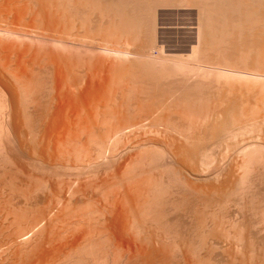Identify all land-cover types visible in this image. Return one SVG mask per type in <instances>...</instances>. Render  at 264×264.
I'll use <instances>...</instances> for the list:
<instances>
[{
  "label": "bare ground",
  "instance_id": "obj_1",
  "mask_svg": "<svg viewBox=\"0 0 264 264\" xmlns=\"http://www.w3.org/2000/svg\"><path fill=\"white\" fill-rule=\"evenodd\" d=\"M158 5H166V8L178 5L196 9L200 32L197 45L191 46L189 41V46H179L177 49L179 53L182 51V54H163L164 57H169V64L161 60L159 63V60L154 58L155 61L149 59L150 62L154 61L153 64L144 59L149 64L146 65L143 63L144 57L139 58V61V56H135L134 61V55L130 56L133 58L132 63L125 64L131 61L128 54L125 55L127 58L123 54L130 52V43L137 46L131 50L135 54L145 53L143 46L146 50L149 44L152 47L157 44L159 33L154 23L158 21L156 14L153 18V12ZM0 13L2 17H8L9 21L18 17V21L13 19V25L22 21L31 24L26 26H31L27 29L23 28L22 22L19 23L21 29L17 25L16 29L15 25V28L11 26L12 20L8 22L9 25L4 17L7 25H3L4 21L1 25L0 21V164L6 165H0V168L9 166L14 170L13 175L9 169L6 170V175L10 172L13 177L9 178L3 173L0 177H5L4 180L12 178L10 181L7 179V182L12 183L14 190L15 185L19 188L25 185L24 188L29 191L32 189L33 193L28 191V197L26 196L23 202L30 204V207L37 206L38 213L33 219V214L29 217L32 219L29 223L27 210L21 212L22 214L18 212L19 217L16 216V219L27 218L29 225H19L20 228L16 225L18 233L13 234L16 231H12L13 235L10 236V241L16 247L12 246L16 249L15 254L10 256L12 262L0 261V264L49 262L53 255L61 251L63 254L64 249L80 241H87V237L91 239L86 244L76 246L79 249L68 255L65 264L110 263L117 251L115 249L114 254L111 253L114 248L112 243L118 238L122 244V237L133 238L138 244L143 242L137 245L133 252L126 246L129 253L126 250V254H119L123 256L120 257L123 258L124 261L121 262L124 264H170L175 257L172 252H177L176 248L181 247L184 261H179H183V264H221V256L223 257L227 248L233 251L235 249L239 253L245 248L248 251L249 248L252 249L250 251L256 249V252L260 251V259L264 258V247L261 248L262 244L258 245L264 238V203L261 204L262 214L253 213L254 216H260L258 223L253 222L249 218L250 215H246L247 220L244 219V214L243 220L240 213L246 209L241 210L243 200L251 199L253 203L256 193L264 195V0H0ZM9 16L13 18L9 19ZM77 23L84 27L86 34L80 28L84 37H77L83 36L78 33V29L77 36L74 35ZM101 34L104 36L103 40L100 38ZM145 42L148 45H144ZM114 45L124 48L117 47V51L128 50L121 51V56L119 52L113 51ZM188 51V54H184ZM96 55H99V59L93 62ZM114 55L121 58V61L125 60V63H120L118 59V64ZM111 56L116 58L117 65L112 64L114 62L106 64ZM82 60L88 63L86 68L80 67ZM156 64L158 68L155 67ZM163 64L168 65L163 67ZM180 105L183 107L182 111L179 110ZM184 109L187 114H184ZM108 125L111 126L114 136L109 132L106 136H111L109 139L113 136L115 139L112 138L113 142H109L110 147L106 146L108 142L105 140L100 141L101 136H97V130L94 128L95 134H90L91 131L87 133L88 136L90 134L88 140L90 145L91 142H96L95 144L100 146L99 149L96 147L98 150L92 149L95 145L92 148L89 146L92 150L85 148L87 151L83 157L84 154H79L82 151L75 149V153H72L79 155L73 158H78L80 164L75 159L76 164L72 161L74 165H71L59 157L65 153L67 156L68 152L70 154L73 150L70 145L74 146L75 143V146H79L80 143H85L79 139L85 130L98 127V130L101 128L102 131V128ZM111 130L109 131L112 132ZM143 132L145 136L161 135L167 140V148H158L159 145L157 147L152 142V145L148 142L150 146H143L144 148L141 147L142 143L132 146L130 136ZM214 141L221 143L218 146L226 145L227 150L235 151L243 141H248L249 145L244 142L242 145L248 147L245 148L244 145L242 148L240 145L242 149L238 151L242 154L238 151L237 153L242 155H239L241 159L239 156H233L235 151L232 152L231 156L236 157L235 160L224 146L226 155L230 158L223 159L226 157L224 154L220 157L222 161L218 159L221 163L218 161L216 168L211 164L214 155H210L208 148L209 143ZM211 153L214 154L213 150ZM70 155L69 159H73ZM79 157L82 160L87 157L88 162L86 159L82 164ZM85 163L89 164L84 165ZM104 167H111L115 176L123 173L125 181L118 182L120 186L116 185L117 192L111 190L115 193L114 196L113 193L101 192L105 195L107 204L101 207V211L92 212L93 219L98 213L96 220L102 230L99 229V233L95 235L103 245L98 242L96 246L97 237L89 229L88 232L86 228L82 229L86 226L83 222L87 223L84 220L88 216L74 223L79 224L78 227L82 225L81 228H74V231L65 229L55 232L51 229V225L56 223L55 218L60 216L56 213V208L60 207L57 208L58 212L64 208L69 209L71 206L69 207L68 201L72 204L71 200L74 201L80 194L77 188H71L75 183L78 184L77 180L72 181L71 185L68 179L71 181L73 177L83 175L81 172L87 170V175L89 170L97 175L96 173ZM40 172L41 174L37 175ZM34 179L36 186L32 185ZM65 185L70 187L67 193L63 191ZM24 188L22 193L26 194ZM18 189L16 187L17 191ZM10 191L12 192V189ZM23 195H20L21 199H24ZM10 198L13 197L9 194L7 200ZM14 199L12 200L16 202ZM200 204L205 205V208L201 206L205 210L209 208V204L214 207L217 204L219 209L209 205L217 210L212 209V217L208 219L211 208L206 210L207 213ZM252 205L250 204L251 207L255 206ZM20 208L23 209L21 206L17 209ZM252 209L250 208V211ZM65 214L68 216L67 212ZM10 215L11 213L7 212L3 216L4 221L0 220V237L7 229L4 224ZM16 219H13L15 224ZM18 221L19 224L22 222ZM227 224L228 229L225 226ZM60 225L65 226V223ZM47 227H50V232L44 236ZM29 228L32 232L34 230L33 234L30 230L27 231ZM6 241L8 245L9 240ZM123 241L125 243V240ZM130 242L131 240L127 244ZM118 244L117 249L121 247ZM171 248H175V251ZM11 250H8V255ZM100 251L104 255H99ZM5 253L3 254L6 255ZM170 253L171 259L168 258ZM214 254L220 258L217 259ZM250 254L249 252L251 257L253 253ZM254 254L256 255L255 252ZM195 255L199 257L198 263L193 259ZM119 256L115 261L119 260ZM215 257L217 261H214ZM253 257L255 256L251 258ZM246 258L248 259L247 256ZM168 260L172 261L169 263ZM263 260H260L261 264L264 263ZM242 261L245 262V259ZM114 263L119 264V261Z\"/></svg>",
  "mask_w": 264,
  "mask_h": 264
},
{
  "label": "rangeland",
  "instance_id": "obj_2",
  "mask_svg": "<svg viewBox=\"0 0 264 264\" xmlns=\"http://www.w3.org/2000/svg\"><path fill=\"white\" fill-rule=\"evenodd\" d=\"M158 6H159V5H158ZM158 6H157V7H158ZM168 6H169V5H168ZM157 7L155 8V12H153V18H154V14H156L155 16L158 17V18L156 17V21H158V22L154 23V24H156L155 26H157V27H155V28H156L157 32L159 33V34H157V38H158L157 41H158V42H156V43H157L156 45H153V44H152L154 47H152V46L149 44L154 50H153L152 48H151V49L149 48L150 46H149L148 44H146L147 42L143 43L144 45H148V46H146V48H147L146 50H145V46H143V48H144L143 51H145L146 54H145V53H142V54H135V53L131 52V50L133 51V50L135 49V48H133V47H137L135 44H133L134 46L131 45L132 43H130V45H129V49L131 48V49H130V52L127 51L126 53H123V52L126 51V50H128V49H126V50H121V49H124V48L117 46L118 49L121 48L120 51H117L118 49H117V47L114 45L113 47H115V48H114L113 51H117V52H119L120 55H121V53H123L124 56L128 54L127 56L130 58L131 61H127V62L125 63V62H124V61H125L124 59H123L124 61H121V60H122L121 58L116 57V56L114 55V56L117 58V61H116V58H114L113 56H111V58L108 57V58L111 59V60L108 59V62H107L106 64H108V63L110 64V62H111V63L114 62V63H112V64H116V65H117V63L119 64L120 61H121L120 63L123 62V63H125V64L132 63L133 58L130 57V56H132V55H134L133 57H135V56H139V57H138V60H139V58H141V57L143 58V57H144V58H143V63H146V65H149L148 62H147V60L149 61V63H151L152 61L150 62V60H152V59H154V58L156 59V61L159 60V63H160V60H161V61H163L164 63L167 61L168 64H169V61H168L169 57H164V55H166V56H171V55H174V54L176 55V54H178V53L180 52L179 50H177V49H179V46H184V47H185V46H189V45L192 46V45L198 43V40H197V39H199V37H198L199 34H198V33H200V32H198V30H199L198 26H199V25H198V23H197V22H198V20H197L198 18H197V13H196L197 11L195 12L196 9H194V8H192V7H188V8H187V6H178V5H177V6L174 5V7H173V6H172V7L169 6L170 9H169L168 7H167V8H168V9H167V8H166V5H165V6H164V5H163V6H159L160 8H158V9H157ZM184 7H185V8H184ZM171 8H172V9H171ZM181 8H182V9H181ZM165 9H166V10H165ZM190 9H191V10H190ZM164 10H165V11H164ZM156 11H157V12H156ZM172 11H173V12H172ZM191 11H192V12H191ZM162 12H164V13L162 14ZM177 12H178V13H177ZM181 12H182V13H181ZM185 12H186V13H185ZM187 12H188V13H187ZM170 13H171V14H170ZM194 13H195V14H194ZM175 14H176V15H175ZM188 14H189L190 16H189ZM192 14H193V15H192ZM0 15H1V13H0ZM11 15H12V16H15V15H13V14H11ZM168 15H169V16H168ZM174 15H175V16H174ZM194 15H195V16H194ZM4 16H5V15H4ZM4 16H3V17H4ZM3 17H2V15H1L0 18L3 19ZM10 17H11V16H9V19L13 18V17H11V18H10ZM16 17H17V16H16ZM4 18H5V17H4ZM17 18H18V17H17ZM17 18H15V19L13 18V19L16 21ZM169 18H170V19H169ZM5 19H7V23L10 22L11 20L13 21V19H11V20L9 21V20H8V17H6ZM5 19L0 20V21H1V25H2V22H3V21H4V22H3V25H7V24H5V22H6ZM166 19H167V20H166ZM195 19H196V21H195ZM154 20H155V19H154ZM172 20H173V21H172ZM17 21H18V19H17ZM22 22H23V21H22ZM22 22H19V23H22ZM195 22H196V23H195ZM10 23H11V26H12V25H13L12 23H14V21H13V22H10ZM10 23H8V25H9ZM16 23H18V22H15L14 25H15V26L17 25L18 28L21 29L19 23H18V24H16ZM23 23H24V24H23V25H24L23 28H25L26 26H29V24H30L29 22H28L29 24H27V22H25V21H24ZM171 23H172V24H171ZM77 24H78V23H77ZM77 24H76V25H77ZM14 25H13L12 27L15 28ZM30 25H31V24H30ZM76 25H75V27H77V28L75 29V30H76V31H75V34H74V31L72 30V31H73L72 33H73L74 35H76V34H78V33H79V34H83V33L86 34V32L84 31L85 29H83L84 27H81L80 23H79L77 26H76ZM79 25H80V26H79ZM17 26H16V29H18ZM21 26H22V25H21ZM30 27H31V26H30ZM30 27H26V28L28 29V28H30ZM174 27H175V28H174ZM80 28H81V30L83 29V30H82L83 33H82V31L80 30ZM77 29H78L79 31H78ZM77 31H78V33H77ZM175 31H176V32H175ZM171 32H172V33H171ZM84 34H83V36H80V35H78V36L76 35V36H77V37H84ZM93 34H94V33H93ZM96 34H97V33H96ZM96 34H95V35H96ZM98 34H99V33H98ZM98 34H97V35H98ZM160 34H161V35H160ZM99 35H100V34H99ZM158 35H159V36H158ZM189 35H190V36H189ZM93 36H94V35H93ZM93 36H92V37H93ZM102 36H103V34H101V36H100L101 40H103V39H102ZM163 36H164V38H163ZM95 37L98 38V39H100V38L97 37V36H95ZM103 37H104V36H103ZM185 38H186V39H185ZM195 39H196L197 41H196ZM187 40H188V42H186ZM193 40H194V42H193ZM97 41L102 42V41H100V40H97ZM164 41H165L166 43H165ZM189 41H190V44H189ZM195 41H196V42H195ZM191 42H193V44H192ZM98 44H100V43H98ZM188 44H189V45H188ZM175 45H176V46H175ZM196 45H197V44H196ZM130 46H131V47H130ZM155 46H156L157 48H155ZM162 46H163V47H162ZM165 46H166V47H165ZM191 46H190V47H191ZM109 47H110V45H109ZM110 48H111V47H110ZM148 48H149L150 50H149ZM173 48H174V49H173ZM180 48H182V47H180ZM112 49H113V48H112ZM116 49H117V50H116ZM162 49H164V50H162ZM167 49H168V50H167ZM169 49H170V50H169ZM121 51H123V52H121ZM149 51H150V52H149ZM162 51H163V52H162ZM164 51H165V52H164ZM176 51H177V52H176ZM161 52H162V53H161ZM189 52H190V51H188V52H184V54H186V53L188 54ZM147 53H150V54H147ZM160 53L162 54V56L160 55ZM171 53H172V54H171ZM123 54H122L121 56H123ZM163 54H164V55H163ZM170 54H171V55H170ZM179 54H182V51H181V53H179ZM143 55H144V56H143ZM98 56H99V55H98ZM98 56L96 55V56L94 57L93 62H95L96 60L99 59ZM146 56H147V57H146ZM125 57H126V56H125ZM160 57H161V58H160ZM97 58H98V59H97ZM126 58H127V57H126ZM129 58H128V60H129ZM163 58H164V59H163ZM105 59H107V57H105ZM113 59H114V60H113ZM118 59H119V60L121 59V60L119 61ZM135 59H136V57L134 58V61H135ZM144 59H147L146 62L144 61ZM149 59H150V60H149ZM155 59H154V61H155ZM157 59H158V60H157ZM115 61H116L117 63H115ZM139 61H140V60H139ZM154 61H153V62H154ZM153 62H152V64H153ZM167 62H166V63H167ZM156 63L158 64V62H156ZM87 64H88V63L86 62V60H85V61L82 60V61H81V66H80V67L83 68V67L85 66L84 68H86V66H88ZM152 64H151V65H152ZM157 64H156L155 67L158 68V65H160V64H158V65H157ZM161 64H162V62H161ZM168 64H163V67H164V65L167 66ZM153 66H154V65H153ZM159 67H160V66H159ZM161 67H162V66H161ZM82 68H81V69H82ZM181 107H182V106L180 105L179 110L182 111V108H183V107H182V108H181ZM181 111H180V112H181ZM184 112H185L184 114H187V111H185V109H184ZM108 126H109V125H108ZM108 126H106L107 128H106V127H103L104 129L102 128V131H103V132L100 131L101 128H99V130H98V127H97V129H96V127H93L91 130H89V129H88V131L85 130V132L83 133V135H82V133H80V135H82V136H80V137H82V138L79 137V139L81 140V142H85L84 144H86V145L84 146V144L80 143V142H79L80 140L77 139L78 142L80 143V145H79V146L76 145L77 147L75 146V143H74V146H72L73 144L70 145V147H72L73 150L71 151V148L69 147V150L71 151V152H70L71 155L69 154V152H68L67 154L70 155V157L72 156V158H73V157H75V156L78 154V153H77V154H74V153H75V149L78 150V148H79V150L82 151V152L79 151V152H80L79 154H82V155H83L84 152L88 150L87 147H89V146L92 148V146L95 145V146H93L94 148H92L93 150H94V149L96 150L98 147L100 148L99 145L97 146V145L95 144L96 142H91V141H90V142H91V145H90V143H89V140H88V139H89V136H90V134H92V132H94V130H95V131L97 130V132H96V134L98 133L97 136H98V135L101 136V137L98 136L99 138H101L100 141H102V140L104 141V140H105V142H108V143H109V142H113V141H111V139L113 138L114 133H113V131L110 129L111 126H109V127H108ZM99 127H101V126H99ZM94 128H95V129H94ZM105 128H106V129H105ZM108 128H109V129H108ZM93 129H94V130H93ZM109 130H111L112 132H110ZM89 131H91V132H90V134H89V136H88L87 133H89ZM98 131H100V132H98ZM107 132H109V133H111V134L113 133V134H112L113 136H112L111 139H109L111 136H110L109 138L107 137V136L109 135ZM100 133H101V135H100ZM106 133H107L108 135H107ZM141 133H142V132H141ZM94 134H95V132H94ZM111 134H110V135H111ZM149 134H150V133H149ZM104 135H105V137H104ZM106 135H107V136H106ZM130 135H131V134H130ZM139 135H140V136H139ZM151 135H152V136H151ZM87 136H88V137H87ZM135 136H136V137H135ZM144 136H145V135H144V132H143V134H137V135L134 134V135H131L130 138H132L133 140L131 139V140H130V143L132 144V146H133L134 144H136V143H137V144H138V143H139V144L142 143V144H141V145H142L141 147H143V146H144V147H146V146H150V145H152V144H150L151 142H152L154 145L156 144V146L159 145V147L157 146L158 148H160V147H161V148H164V147L167 148V146H168V145H167V140L164 139V137H162L161 135L156 136V135L150 134V135L148 136V134H147V135H146L147 137H146V136L144 137ZM160 136H161L162 138H161ZM83 137H84V138H83ZM95 137H96V136H95ZM98 137H96V138H98ZM106 137H107V139H106ZM133 137H135L136 139L133 138ZM85 138H86V139H85ZM103 138H104V139H103ZM130 138H129V139H130ZM139 138H140V139H139ZM157 138H158V139H157ZM84 139H85V141H84ZM108 139H109L110 141H109ZM150 139H151V140H150ZM163 139H164L165 141H164ZM107 140H108V141H107ZM112 140H115V139L113 138ZM127 140H128V139H127ZM143 140H146V141L144 142ZM131 141H134V142H131ZM139 141H140V142H139ZM148 142H149L150 145L148 144ZM243 142H244V141H243ZM243 142H242V144H243ZM247 142H248V141H247ZM247 142H244V143H246V145H249V144H247ZM108 143H106V146L108 145V147H110L111 145H110V143H109V144H108ZM158 143H159V144H158ZM214 143H215V144H214ZM81 144H82V145H81ZM111 144H112V143H111ZM137 144H136V145H137ZM218 144L221 145V143H217V141H214V142L209 143V145H210L211 147H210L209 145H207V146H209L208 148L210 149V155H211V154H212V156L214 155L212 158L215 159V160H213V159L211 158V156H210V158H211V164H212V165H215V166H216V165L218 166L219 162L222 161V160H221L222 158H220V157H222L224 154L226 155V153H227V152H225V150H224V148H223V147L225 146V149H226V145L222 144V145H224V146L221 147V146L219 145V146H220V147H219ZM239 144H240V142H239ZM242 144H240V145L242 146V148H244V147H245V148L248 147V146H246L245 144H244L245 146L242 145ZM109 145H110V146H109ZM136 145H135V146H136ZM212 145L214 146V148H212V147H213ZM215 145H217V147H215ZM232 145L234 146L235 144H232ZM232 145H231V146H232ZM240 145H239V149H242V148L240 147ZM11 146H12V145H11ZM82 146H83L84 148H83ZM139 146H140V145H139ZM139 146H138V147H139ZM231 146H230V148H233V147H231ZM235 146H236V145H235ZM243 146H244V147H243ZM90 147H89V148H90ZM96 147H97V148H96ZM144 147H143V148H144ZM237 147H238V145H237ZM237 147H235V148H237ZM80 148H81V149H80ZM85 148H86L87 150H85ZM91 148H90V149H91ZM99 148H98V149H99ZM215 148H216V149H215ZM221 148H222V149H221ZM230 148H228V149H230ZM29 149H31V148L29 147ZM82 149H84V151H83ZM92 149H91V150H92ZM98 149H97V150H98ZM106 149H107V148H106ZM138 149H139V148H138ZM147 149H148V148H147ZM214 149H215V150H214ZM239 149H237V151H238ZM31 150H32V149H31ZM31 150H29V152H30ZM212 150H213L214 154L211 153ZM221 150H222V151H221ZM223 150H224V153H223ZM231 150H232V149H231ZM231 150H227V149H226V151H228V152L230 151V152H231V153L229 154L230 156H231L233 153H234L233 156H234V155H235L236 157L239 156V155L242 156V155H241V154H242L241 151H238V153H239V152L241 153V154L238 155V153H237V151H235V149H233L232 151H231ZM233 151H235L237 154H236L235 152H233ZM72 152H74V153H72ZM136 152H138V151H136ZM136 152H134V154H135ZM221 152H222V154H221ZM232 152H233V153H232ZM31 153H32V152H31ZM85 153H86V152H85ZM215 153H216V154H215ZM79 154H78V155H79ZM0 155H1V154H0ZM64 155L66 156V153H65ZM64 155L62 154V156H59L60 158L62 157V158H61L62 161H64V162L67 161L68 164L71 163V165H74V163H75L74 161H75V159H76V162H78V164H80V162L78 161V158H75V159H74V158H73V159L70 158V159H71V160H70L68 155L66 156V158H65ZM82 155H80V156L82 157ZM227 155H228V154H227ZM227 155H226V157L224 156L223 159H225V158H227V157L230 158V156H227ZM84 156H85V154L83 155V157H84ZM233 156H231V158H232ZM240 156H239V157H240ZM0 157H1V156H0ZM81 157H79V158H80V161L82 160ZM236 157H234V158H232V159L235 160ZM86 159H87V157H86L85 159H83V160H86ZM218 159H219L220 161H219ZM237 159H238V158H237ZM240 159H241V157H240ZM68 160H70V162H69ZM83 160H82V162H81L82 164H83ZM99 160H101V159H99ZM225 160H226V159H225ZM72 161H73L74 163H73ZM218 161H219V162H218ZM86 162H88V159L86 160ZM217 162H218V164H217ZM220 163H221V162H220ZM75 164H76V163H75ZM78 164H77V165H78ZM87 164H89V163H85L84 165H87ZM0 165H4V164H0ZM212 165H211V166H212ZM4 166H6V165H4ZM4 166H2V167H4ZM217 166H216V168H217ZM0 167H1V166H0ZM8 167H9V166H8ZM8 167H5V169L0 168V175H1V176H2V173H3V175H4V174H5V175L8 174L7 171H6L7 169H9V170L12 172L11 174L13 175L14 170L12 171L11 167H9V168H8ZM112 168H113V166H112ZM112 168H111V167L109 168L110 171H111V172H110L109 169H106V168L104 167V168H102L98 173H96L97 175L92 174V172H91L90 170H89V173H88V175H87V173H86V172H88V170H87V171L81 172L83 175L79 174L78 177L81 176V177H79V178L76 176L75 178L73 177V179H72L71 181L68 179V181L71 182V185H73V182H72V181H74V180L76 181V180H77L76 182H77L78 184L75 183L76 185L74 184L73 187H71V188H72V189H76V188H77V189L79 190V193H80V194L78 193L79 195H77L76 198L74 197V198L76 199V200L74 199L75 202H74L73 200H71V201H72V204H73V202H74L75 205H74V204L72 205V204L68 201V205H69V207L71 206L69 209H65V208H64V209H62L60 212H58L59 210L57 211V208L60 209V207L58 206V207L56 208V213L60 214V216L58 215V217H59V218L61 217V218H60V219L57 218V217L55 218V220L57 219V220L55 221L56 223H53V224L51 225V229L55 230V232H56V231H57V232H59V231H64L65 229H66V230H70V229H71V230L74 231V228L78 227V225H79V224H77V223H76L77 225L74 224V223L77 222V220H79V219H81V218H83V217L85 218L86 216H88V217H86V219L84 220V221H86L87 223L83 222L86 226L83 225L84 227H82V225H81V226L78 227V228H81V227H82L83 230L86 228V231L89 229V230L93 233V235L97 237V239H96V243H95L96 246H97V243L100 242V240L98 239V236L95 235V234H96V233H97V234L99 233V231H98L99 229L102 230V226H101L100 223L96 220V217H98V213L96 214L95 219H93L94 216H93V218H92V212H93V211H96V212H97V210H100V211H101V207H103V206H105V205L107 204V203H106V198L104 197L105 195L103 196L102 193L105 192L106 194H108L107 192H109V194L113 193L112 196H114V195H115V193H114L115 191H114V190H116V192H117V190H118V189H117L118 186H116V185H119V183H120L119 181H120V180H121V181H125V179H123V178H125V176L123 177V173H122V175H120V176H115V175L112 174V173L114 172V170H111ZM213 168L215 169L214 166H213ZM4 170H5V171H4ZM106 170H107V171H106ZM260 170H261V169H260ZM5 172H6V173H5ZM107 172H108V173H107ZM85 173H86V175H85ZM90 173H91L92 176H91V175L89 176ZM114 173H115V172H114ZM11 174H10V172H9V175H6V176H7V177H9V176L11 177V176H12ZM40 174H41V172H40V173H37V175H40ZM106 174H107V175H106ZM93 175H94L95 177H94ZM19 176H22V175H19ZM83 176H84V177H83ZM86 176H88V177H86ZM96 176H97V177H96ZM98 176H100V177H98ZM10 177H9V178H10ZM12 177H13V176H12ZM108 177H109V178H108ZM111 177H112V178H111ZM117 177H118V178H117ZM0 178H1V177H0ZM3 178L5 179V177H2V178L0 179V185H1V187H0V192H2L3 189H4V191H5V190H6V191H5V192L3 191V192L1 193L2 195L0 194V198L4 195V196L2 197V199H1L2 201L0 200V201H1V203H0V206H1V207H0V218H1V219H0V220H1V221H2V220L4 221L3 216H4L5 214H7V212H8V213H11V215L9 216V219H8L7 221H9L10 219H11V220L9 221V223H8L7 221H5L4 228L6 227V228H7V229H6L7 231L5 230L6 234H5V232H4L3 234H1V237H0V253H1V255H2L4 252L7 253V254L5 253L6 255H4V254H3L2 256L0 255V257H1V258H0V261H3V262L5 261L6 263H9V262H12V261H10V260H11V257H10V256H11V255H14V254H15V251H16V249H14V248H16L15 245L13 244L12 241H10V240H11L10 236H11V234H12V231H16V230L18 229L17 226H19V225H22L23 227L29 225L30 221L34 218V216L36 217L38 213H37V206L32 205V206H34V207H30V204H27V205H26V204H24L25 202H23V200H25L27 194H29V193H30V194L33 193V192H32V189L30 190V191H31V192H30L29 189L24 188V187H26V186L24 185V186H23V188H24V192H26V194H24V193H22V192H23V188H19L18 185H17V186H16V185H15V186L13 185L14 188H15V190H14V189L12 188V186H11L12 183H8V182H7L9 179L6 178V180H4ZM91 178H92V179H91ZM97 178H98V179H97ZM113 178H115V179H113ZM7 179H8V180H7ZM11 179H12V178H11ZM11 179H10V180H11ZM84 179H86L87 181H86V180L83 181ZM116 179H117V180H116ZM118 179H119V180H118ZM122 179H123V180H122ZM3 180L6 182L7 185L5 184V182H3ZM10 180H9V181H10ZM78 180H79V181H78ZM80 180H81V181H80ZM96 180H97V181H96ZM103 180H104V181H103ZM115 180H116V181H115ZM30 181H33V180H30ZM34 181H35V182H33L34 184L32 183V185H33V186H36V185H35L36 180L34 179ZM75 181H74V182H75ZM13 182H14V181H13ZM16 182L18 183L19 181L16 180ZM69 182H67V185L69 184ZM103 182H104V183H103ZM118 182H119V183H118ZM79 183H80V184H79ZM89 183H90V184H89ZM92 183H93V184H92ZM115 183H116V184H115ZM117 183H118V184H117ZM8 184H9V185H8ZM30 184H31V183H30ZM4 185H6V186L3 187ZM32 185H31V186H32ZM67 185H65L66 188L63 187V189H65V190H63L65 193H67V192H68V189L70 188V187L68 188ZM77 185H78V186H77ZM98 185H99V186H98ZM9 186H11V188H10ZM69 186H70V185H69ZM74 186H76V187L74 188ZM90 186H91L92 188H91ZM113 186H115V187H113ZM119 186H120V185H119ZM16 187H17V189L19 188L18 191H19L20 189H22V190L18 192V191L16 190ZM20 187H21V186H20ZM27 187H28V188H31V187H29V186H27ZM86 187H87V188H86ZM100 187H101V188H100ZM2 188H3V189H2ZM8 188H9L10 190L12 189V192H13V191H17V193H15V192L12 193ZM33 188H34V187H33ZM89 188H90V190H89ZM97 188H98V189H97ZM99 188H100V191H98ZM110 188H111V189H110ZM25 189H27V190H25ZM108 189H109V190H108ZM96 190H97V191H96ZM111 190L114 191V192H112ZM7 191H8V192L10 191V192L8 193ZM28 191H29V193H28ZM63 191H61V192L63 193ZM81 191H82V192H81ZM86 191H87V192H86ZM90 191H92V192H90ZM101 192H102V193H101ZM11 193H12L13 195L17 194V196H13ZM18 193H19V194H18ZM20 193H22V194H20ZM85 193H86V194H85ZM98 193H99V194H98ZM100 193H101V194H100ZM105 193H104V194H105ZM5 194H6V195H5ZM9 194H10V196L13 197L12 199L15 198L14 200H15L16 202H14V201L10 198L11 200H10V199H9V200L11 201V203H8V202H10L9 200H7ZM23 194H24V195H23ZM84 194H85V195H84ZM20 195L25 196L24 199H21V198H20ZM94 195H95V196H94ZM98 195H99V196H98ZM100 195H102V196H100ZM255 195H257V196L255 197V200H257V202L254 200L255 202L253 201V203H256V205L253 204V203L251 202V201H252L251 199H245V201L243 200V203H242V204L244 205V207H243L242 204H241L240 207L242 208L241 210H243V208H246V209H244V211H242V212H240V213H242V219L244 218V217H243L244 214H245V218H244V219H247V218H248V216H246V215H250L249 218H250L253 222L255 221V223H256L257 221L259 222V221L261 220V219H259L260 216L258 217L257 215L262 214V208H263V207H262L261 204L264 203V199H263V198H264V195H263V194H260V193H256ZM260 195H261V197H260ZM262 195H263V196H262ZM82 196H83L84 198H83ZM87 196H88V197H87ZM89 196H90V197H89ZM258 196H259V197H258ZM4 197H5V198H4ZM16 197H17V198H16ZM18 197H19V198H18ZM21 197H22V196H21ZM27 197H28V196H27ZM78 197H79V198H78ZM81 197H82V198H81ZM97 197H98V198H97ZM99 197H100V198H99ZM103 197H104V198H103ZM86 198H87V199H86ZM259 198H260V199H259ZM16 199H17V200H16ZM72 199H73V198H72ZM94 199H95L96 201H95ZM100 199H101V200H100ZM103 199H104V200H103ZM262 199H263V202H262ZM5 200H6V201H5ZM18 200H19V201H18ZM246 200H247V201H246ZM20 201H21L22 203H21ZM28 201H29V200H28ZM102 201H103V202H102ZM248 201H250L251 203H249ZM258 201H260V202H258ZM4 202H5V204L7 203V205L3 204ZM19 202H20V203H19ZM76 202H77V203H76ZM79 202H81L80 204H81L83 207L79 204ZM92 202H93V203H92ZM104 202H105V203H104ZM13 203H14V204H13ZM28 203H29V202H28ZM87 203H89V204H87ZM94 203H95V204H94ZM244 203H245V204H244ZM246 203H247V204H246ZM202 204H206V203H203V202H202ZM213 204H214V203H213ZM250 204H251V205L253 204V205H255V206H254V207H251ZM3 205H4L5 208L3 207ZM17 205H18V206H17ZM22 205H23V206H22ZM24 205H25V206H24ZM88 205H89V210H88ZM95 205H96V206H95ZM209 205L213 206L212 204H209ZM209 205L207 206V207H209V208H207V209H210V208H211V209H210V212L212 211L213 208H216V207H217V209H219V207L217 206V204H216V207L213 206V208H212L211 206H209ZM214 205H215V204H214ZM253 205H252V206H253ZM19 206H21L23 209H21V208H20V209H17V208H19ZM27 206H28V207H27ZM86 206H87V207H86ZM201 206H202V205L200 204V207H201ZM247 206H248V208H247ZM249 206H250L251 209L253 208L251 211H250ZM263 206H264V205H263ZM8 207L11 208V209H9ZM12 207H13V208H12ZM15 207H16V211H15ZM35 207H36V208H35ZM76 207H77V208H76ZM81 207H82V208H81ZM94 207H95V208H94ZM202 207L205 208V205L202 206ZM202 207H201V208H202ZM257 207H260V208H257ZM25 208H26V209H25ZM29 208H31V209L28 210ZM80 208L82 209V211H81ZM90 208H91V209H90ZM98 208H99V209H98ZM203 208H202V209H203ZM254 208H257V209H254ZM33 209H34V210H33ZM70 209H71V210H70ZM79 209H80V210H79ZM207 209H206V210H207ZM217 209H213V210H217ZM258 209H261V211L258 210ZM3 210H4V211H3ZM9 210H11V211L9 212ZM18 210H19V211H18ZM26 210H27V212H28V214H29V216H28V219H29V220H27V218H25V219H24V218H23V219H16V216L19 217V213L22 214L23 212H26ZM31 210H32L34 213H33ZM64 210H65V211H64ZM75 210H76V211H75ZM77 210H78V211H77ZM84 210H85V211H84ZM87 210H88V211H87ZM203 210H205V209H203ZM206 210H205V212L208 211V210H207V211H206ZM227 210H228V209H227ZM263 210H264V208H263ZM14 211L16 212V214H15ZM62 211H63V212H62ZM74 211H75L77 214H76ZM83 211H84V212H83ZM245 211H246V213H244ZM247 211H249V212H247ZM254 211H255V212H254ZM258 211H260L261 213L258 212ZM4 212H5V213H4ZM18 212H19V213H18ZM21 212H22V213H21ZM66 212L68 213V216H67V214H65ZM70 212H71V213H70ZM80 212H81L82 214H81ZM210 212H209V214L207 215V216L209 217V218L207 217L208 219H210V217H212V212H211V213H210ZM213 212H215V211H213ZM216 212H217V211H216ZM250 212H252V213L250 214ZM17 213H18V214H17ZM36 213H37V214H36ZM72 213H74V214H72ZM78 213H79L80 215H82V216H80V215L78 216ZM84 213H85V214H84ZM87 213H88V214H87ZM99 213H100V212H99ZM207 213H208V212H207ZM253 213H254V214H257V215L254 216ZM2 214H3V215H2ZM13 214H14V217H13ZM32 214H33V215H32ZM35 214H36V215H35ZM63 214H64V215H63ZM75 214H76L77 217L75 216ZM86 214H87V215H86ZM90 214H91V215H90ZM93 214H94V213H93ZM213 214H214V213H213ZM252 214H253V215H252ZM31 215H32V219L30 220L29 217H31ZM71 215H73L74 217H72ZM89 215H90V216H89ZM94 215H95V214H94ZM209 215H211V216H209ZM1 216H2V217H1ZM56 216H57V215H56ZM64 216H66V217L69 218V219H67V218L64 217ZM251 216H252V217H253V216H254V217L257 216V218H254V217L252 218ZM10 217H11V218H10ZM12 217H13V219L15 218V219H16L15 221H17L18 223L16 222V224H15V222H14L13 219H12ZM70 217H71V218H70ZM64 218H65L66 220H65ZM76 218H78V219H76ZM58 219H59V220H58ZM75 219H76V220H75ZM244 219H243V220H244ZM250 219H249V220H250ZM253 219H254V220H253ZM255 219H256V220H255ZM257 219H259V220H257ZM18 220H20V222H21V220H22V222L24 221V223L21 222V223L19 224V221H18ZM26 220L29 222L28 224H27ZM61 220H62V222H61ZM63 220H64V222H63ZM89 220H90V221H89ZM91 220L93 221V223H92ZM247 220H248V219H247ZM1 221H0V222H1ZM66 221H69L68 223H70L72 227H71L68 223H66ZM227 221H228V219H227ZM10 222H11V223H10ZM12 222H14V223H12ZM25 222H26V223H25ZM72 222H73V223H72ZM96 222H97V223H96ZM258 222H257V223H258ZM58 223H60V224H61V223H62V224L65 223V226L60 225V224H59V226H58ZM226 223H227V222H226ZM11 224H12L13 226H12ZM14 224H15V225H14ZM17 224H18V225H17ZM73 224L76 225V226H74ZM92 224H93V225H92ZM95 224H97V225H95ZM16 225H17V226H16ZM53 225H54V226H53ZM66 225H67V226H66ZM89 225H90V226H89ZM2 226H3V225H2ZM8 226H9V227H8ZM11 226H12V227H11ZM14 226H15V227H14ZM55 226H56V227H55ZM62 226H63V227H62ZM95 226H96V227H95ZM225 226H226V227H227V226L229 227V224H227V225H225ZM52 227H55L56 229H55V228H52ZM66 227H67V228H66ZM89 227H90V228H89ZM228 227H227L226 229H228ZM9 228H11V230H10ZM13 228H15V229H13ZM19 228H20V226H19ZM62 228H63V230H61ZM68 228H69V229H68ZM8 229L10 230L11 233L8 232ZM57 229H58V230H57ZM229 229H230V228H229ZM29 230H30V228L27 229V231H29ZM71 230H70V231H71ZM92 230H93V231H92ZM101 230H100V231H101ZM18 231H19V229H18ZM80 231H81V229H80ZM90 231H89V232H90ZM97 231H98V232H97ZM49 232H50V227H47L46 230L44 231V236H45V233H46V236H47V233L49 234ZM87 232H88V231H87ZM87 232H86V233H87ZM8 233H9V234H8ZM14 233H18V232L16 231V232H13V234H14ZM30 233L33 234V233H34V230H33V232L30 230ZM4 234H5V235H4ZM13 234H12V235H13ZM32 234H29V235H32ZM6 235H7V236L9 235V236H8L9 239H7L8 237H7ZM88 235H89V234H88ZM88 235H87V236H88ZM2 236H3V237L6 236L7 238H6V237L3 238ZM91 236H92V235H91ZM91 236H89V237H91ZM2 238H3V240H2ZM262 238H263V235H262ZM262 238H260V239H262ZM90 239H91V238H90ZM90 239L87 237V241L90 240ZM92 239H93V238H92ZM120 239H121V238H120ZM127 239H130V238H127ZM127 239H126L125 237H124V238L122 237V242H123V243H124L123 240H125V243H124V244H123V243L121 244V242H120V240H119L118 238H116V239H115V242L112 243V244L114 245V246L112 245L114 248H113V250H112L111 253L114 254L113 252H115V251L117 250L116 253L114 254L115 257L113 256V257H114V260H113L114 262L117 263V262L119 261V264H121V263L124 264V262H123L124 260H123V258L121 259V257H123L122 255L126 254V250L129 249L128 247H130L131 252H133V251H134L133 249L136 248L137 245H140V244L143 243V242H139V244H138L137 242H135L136 240L133 241L134 239L131 238V239H130L131 242L127 244V242L130 241V240L128 241ZM260 239H259V240H260ZM6 240H9V244H8V245H7L8 241H6ZM118 240H119V241H118ZM263 240H264V238L259 242V244L256 243V244H258V245L262 244V245H260L261 248L264 247V241H263ZM87 241H85V240L80 241L79 243L74 244L72 247H68V248H66L67 250L64 249L65 251H63V252H64L63 254H62V251H61L60 253H57L55 256L53 255L52 258H51V260L49 259V260H50L49 262L46 261V262H41V263H39V264H46V263H48V264H53V263H54V264H55L56 262H57V263L59 262L58 264H65V261H66V260L68 261V257H69L68 255H70V254H74V253L79 249V247H76V246H81V245L84 244V243L86 244ZM93 241L95 242V239H94ZM116 241H117L120 245H119L118 243H117V244H118L119 246H121V247L119 248L120 251H119V249H117L118 247H117ZM132 241H133V242H132ZM101 242H102V241H101ZM101 242L98 243V244H99V245H103V244H101ZM134 242H135V244H134ZM257 242H258V241H257ZM262 242H263V243H262ZM3 243H4V244H3ZM10 243H11V244H10ZM131 243H132L133 246L130 245ZM136 243H137V244H136ZM246 243H247V242H246ZM5 244H6L7 246H6ZM12 244H13V245H12ZM243 244H244L243 246L246 245L245 242H244ZM1 245H2V246H1ZM10 245H11V246H10ZM115 245H116V246H115ZM129 245H130V246H129ZM4 246H5V248H3ZM9 246H10V247H9ZM12 246H14V248H12ZM126 246H127L128 249L126 248ZM1 247H2V248H1ZM102 247H103V246H102ZM102 247H101V248H102ZM122 247H123V248H122ZM75 248H76V249H75ZM77 248H78V249H77ZM124 248H125V249H124ZM258 248L261 250L260 247H258ZM10 249H12V250H11V252H9L10 255H8V250L10 251ZM97 249H98V248H97ZM115 249H116V250H115ZM122 249H123V251H122ZM171 249L173 250V249H175V248H171ZM177 249H178V250H177ZM230 249H231V248H230ZM245 249H246V248H245ZM245 249L243 250L245 253H244L243 251H242V252L240 251V253H241V254H240L239 251H237V250H235V249H234V251L231 249V250H232V251H231V250H229V248H227L225 254H224V255L222 254L224 258L221 256V260H222V263H221V264H228L230 261H231V262H230L229 264H231L232 262H235V263H232V264H241V262H242V264H250V263H251V264H255V263H257V264H261V263H262L260 260H262V259H264V258L260 259V258H261V257H260V256H261L260 251L257 250V252H256V249H255V251H254V249H253V251H250L251 248H249V251H248V250H245ZM1 250H3V251H1ZM14 250H15V251H14ZM75 250H76V251H75ZM251 250H252V249H251ZM263 250H264V249H263ZM263 250H262V251H263ZM70 251H71V252H70ZM74 251H75V252H74ZM101 251L103 252L104 250H101ZM101 251L98 253L99 255H100V254H103ZM118 251H119V252H118ZM173 251H175V250H173ZM176 251H177V252H172V254L175 253V254H174V255H175L174 258L171 257V253H170V256H168V258H170V259L172 258V260H173V261L171 260L172 262H171L170 260H168L169 263L171 262L172 264H178V263L180 262L179 264H181V263L183 264V263H184V262H183L184 260L182 259V257H183V255H182V254H183V249H182V247H181V248H176ZM178 251H179V252H178ZM184 251H185V250H184ZM230 251H231V252H230ZM262 251H261V252H262ZM72 252H73V253H72ZM117 252H118V254H117ZM120 252H121V253H120ZM123 252H124V253H123ZM170 252H171V251H170ZM236 252H238V253H236ZM249 252H250L251 254L253 253L252 255L250 254L251 257H252V256H255V257L251 258V257L249 256ZM254 252L256 253V255L254 254ZM12 253H14V254H12ZM111 253H110V258H112V254H111ZM127 253H129V250L127 251ZM181 253H182V254H181ZM229 253H230V254H229ZM243 253H244V254H243ZM116 254H117V255H116ZM119 254H122V255H120L121 257L119 256ZM130 254H132V253H130ZM178 254H179V255H178ZM234 254H235V256H234ZM239 254H240V255H239ZM259 254H260V255H259ZM62 255H63V256H62ZM64 255H65V256L67 255V257H65ZM103 255H104V254H103ZM103 255H102V256H103ZM174 255H173V256H174ZM176 255H177V256H176ZM196 255L199 256L198 253H197ZM196 255H195V257H193V259L196 260V263H198V262H197V261H198L197 258H199V257H197ZM214 255H215V254H214ZM214 255H213V257H214ZM232 255H233V256H232ZM118 256L120 257L119 260H118V261H115V260H117V257H118ZM215 256H216V255H215ZM227 256L229 257V259H228ZM230 256H231V257H230ZM246 256L248 257V259L246 258ZM4 257H5L6 259H4ZM8 257H9V258H8ZM54 257H55V258H54ZM64 257L67 258V259H65ZM216 257H217V259L220 258L218 255H217ZM216 257L213 258L214 261H215ZM232 257H233V259H232ZM234 257H235L236 260L234 259ZM244 257H245V258H244ZM257 257H259V259H258ZM263 257H264V254H263ZM176 258H177V260H176ZM242 258H243V259H242ZM1 259H3V260H1ZM7 259H9V261H7ZM56 259H57V260H56ZM63 259H65V260H63ZM112 259H113V258H112ZM112 259L110 260V263H111V262L114 263V262L112 261ZM181 259H182L183 261H179V260H181ZM213 259H212V260H213ZM217 259H216V261H217ZM244 259H245V262L242 261V260H244ZM252 259H253V260H252ZM255 259H256V260H255ZM12 260H13V259H12ZM59 260H60V261H59ZM61 260H62L63 262H62ZM121 260H123V261L121 262ZM246 260H247V261H246ZM251 260H252V261H251ZM67 261H66V262H67ZM140 261H141V259H139V262H140ZM177 261H178V262H177ZM224 261H225V263H224ZM227 261H228V262H227ZM237 261H238V263H237ZM239 261H240V263H239ZM249 261H250V262H249ZM263 261H264V260H263ZM61 262H62V263H61ZM120 262H121V263H120ZM137 262H138V261H137ZM139 262H138V263H139ZM260 262H261V263H260ZM57 263H56V264H57ZM110 263L108 262L107 264H110ZM112 263H111V264H112ZM171 263H170V264H171ZM26 264H33V261H32V262H27ZM114 264H115V263H114ZM141 264H144V263L141 262ZM263 264H264V263H263Z\"/></svg>",
  "mask_w": 264,
  "mask_h": 264
}]
</instances>
